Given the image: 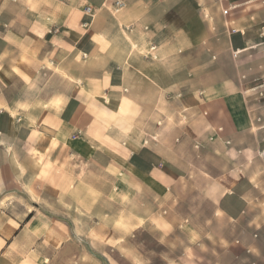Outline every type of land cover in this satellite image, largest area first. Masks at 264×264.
I'll return each instance as SVG.
<instances>
[{"label": "crops", "instance_id": "crops-1", "mask_svg": "<svg viewBox=\"0 0 264 264\" xmlns=\"http://www.w3.org/2000/svg\"><path fill=\"white\" fill-rule=\"evenodd\" d=\"M121 1L0 0V264H258L264 0Z\"/></svg>", "mask_w": 264, "mask_h": 264}, {"label": "built area", "instance_id": "built-area-1", "mask_svg": "<svg viewBox=\"0 0 264 264\" xmlns=\"http://www.w3.org/2000/svg\"><path fill=\"white\" fill-rule=\"evenodd\" d=\"M112 3H113L114 8H115L117 11L121 10V9L125 6L124 2L121 1V0H112ZM228 12H229V10H225V11L223 12V14H224V15H227ZM86 13H87V14H91V13H92V9H91V7H88V8L86 9ZM232 32L235 33L236 31L233 30Z\"/></svg>", "mask_w": 264, "mask_h": 264}, {"label": "rangeland", "instance_id": "rangeland-1", "mask_svg": "<svg viewBox=\"0 0 264 264\" xmlns=\"http://www.w3.org/2000/svg\"><path fill=\"white\" fill-rule=\"evenodd\" d=\"M247 254H249L248 251H247ZM249 256H250V254H249ZM258 258H259L258 264H264V238H263L262 246H261L260 250L258 251ZM253 262L254 263H252V264H255V261H253Z\"/></svg>", "mask_w": 264, "mask_h": 264}]
</instances>
